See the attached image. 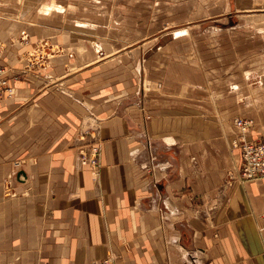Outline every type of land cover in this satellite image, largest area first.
<instances>
[{
	"label": "crops",
	"instance_id": "obj_1",
	"mask_svg": "<svg viewBox=\"0 0 264 264\" xmlns=\"http://www.w3.org/2000/svg\"><path fill=\"white\" fill-rule=\"evenodd\" d=\"M88 39L0 14V264H264V177H230L231 134L156 131L135 58ZM40 40L60 45L43 65Z\"/></svg>",
	"mask_w": 264,
	"mask_h": 264
},
{
	"label": "rangeland",
	"instance_id": "obj_2",
	"mask_svg": "<svg viewBox=\"0 0 264 264\" xmlns=\"http://www.w3.org/2000/svg\"><path fill=\"white\" fill-rule=\"evenodd\" d=\"M0 4L4 5L0 14L48 24L52 32L89 37L99 55L108 51L106 47L127 51L144 74L142 98L159 117L156 131L181 137L188 131L194 141L210 135L216 147L223 145L219 130H226L232 136L231 147L239 149L233 140L242 130L235 121L241 118L248 123L245 139L264 137V0H0ZM157 45L161 47L156 49ZM79 46L86 52L85 45ZM59 50L55 41L40 40L28 57L43 65ZM171 96L178 113L166 118L162 112L170 107L159 102ZM240 154L231 178L235 172L239 178ZM80 155L92 169L99 163L97 150L90 158ZM106 257L115 260L108 252L99 262ZM184 264H197L196 256L190 255Z\"/></svg>",
	"mask_w": 264,
	"mask_h": 264
},
{
	"label": "built area",
	"instance_id": "obj_3",
	"mask_svg": "<svg viewBox=\"0 0 264 264\" xmlns=\"http://www.w3.org/2000/svg\"><path fill=\"white\" fill-rule=\"evenodd\" d=\"M6 68L0 65V98L12 94V86L8 83ZM236 124L241 128L240 135L233 140V145L239 146L240 164L238 176L240 179H254L264 177V137L258 139H245L247 122L236 118ZM89 264H116L111 257L103 258L100 262L91 261Z\"/></svg>",
	"mask_w": 264,
	"mask_h": 264
},
{
	"label": "bare ground",
	"instance_id": "obj_4",
	"mask_svg": "<svg viewBox=\"0 0 264 264\" xmlns=\"http://www.w3.org/2000/svg\"><path fill=\"white\" fill-rule=\"evenodd\" d=\"M52 5H53V4H52ZM52 5H51V6H52ZM56 5H57V4H56ZM53 6H54V5H53ZM58 7H59V6H58ZM93 42H94V41H93ZM93 45H94V44H93ZM96 45H97V44H96ZM97 47H98V46H97Z\"/></svg>",
	"mask_w": 264,
	"mask_h": 264
},
{
	"label": "water",
	"instance_id": "obj_5",
	"mask_svg": "<svg viewBox=\"0 0 264 264\" xmlns=\"http://www.w3.org/2000/svg\"><path fill=\"white\" fill-rule=\"evenodd\" d=\"M20 173V172H19Z\"/></svg>",
	"mask_w": 264,
	"mask_h": 264
}]
</instances>
